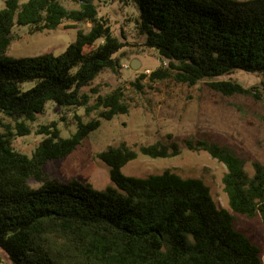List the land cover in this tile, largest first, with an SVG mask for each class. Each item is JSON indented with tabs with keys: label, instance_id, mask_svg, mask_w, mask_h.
<instances>
[{
	"label": "trees",
	"instance_id": "obj_1",
	"mask_svg": "<svg viewBox=\"0 0 264 264\" xmlns=\"http://www.w3.org/2000/svg\"><path fill=\"white\" fill-rule=\"evenodd\" d=\"M63 1L78 8L68 10ZM120 1L137 8L135 29L143 46L156 50L164 65L149 81L193 86L234 71L264 76V0ZM63 21L90 27L78 30L57 56L7 55L15 26L35 33L55 30ZM122 48L91 0H6L0 9V114L12 122L0 119V249L9 264H261L259 247L235 229L233 214L259 216L264 226V163L253 161L249 173L229 146L211 138L190 135L177 141L168 134L137 151L124 142L108 147L97 154L110 179L103 190L44 171L46 162L73 152L101 120L128 113L118 89L98 95L92 107L82 92L102 71L117 73L115 55ZM26 82L34 85L23 90ZM210 87L224 96L256 97L236 83ZM48 101L99 112L86 122L74 115L76 131L67 138L56 122L41 125L36 133L44 137L32 154L16 151L12 140L30 134L28 123ZM261 122L264 126V110ZM182 148L205 152L225 166L222 183L230 211L216 206L199 179L169 170L145 178L121 172L138 154L166 159Z\"/></svg>",
	"mask_w": 264,
	"mask_h": 264
},
{
	"label": "rangeland",
	"instance_id": "obj_2",
	"mask_svg": "<svg viewBox=\"0 0 264 264\" xmlns=\"http://www.w3.org/2000/svg\"><path fill=\"white\" fill-rule=\"evenodd\" d=\"M6 0H0V9ZM27 0H19L25 3ZM99 17L108 20L112 34L123 44L115 55L120 68L117 73L102 71L82 92L90 96L89 106H94L97 96H104L116 89L123 94L129 106L126 115H118L109 121L101 120L100 127L89 134L69 155L62 159L46 162L44 171L51 178L67 181L74 178L90 184L96 190L110 185L108 167L97 154L108 147H116L124 142L137 151L141 145H149L157 140H165L171 134L177 141L190 136L211 138L219 144L229 146L243 161L244 168L252 173L253 161L264 163V126L261 115L264 110V76L244 71L205 79L193 86L175 83L172 80L151 82L149 74L164 66L154 49L143 46L144 37L135 29L137 8L125 6L120 0H91ZM247 1V0H238ZM63 6L77 9L78 5L63 1ZM89 23L63 21L55 30L32 32L29 27L15 26L7 55L12 57H33L42 54H61L74 41L78 30L87 31ZM101 41L96 42L95 46ZM146 77L140 80V77ZM231 82L251 89L254 96H224L213 90V82ZM137 85H134V84ZM34 82H26L21 88L27 90ZM99 110L85 108H59L48 101L43 113L28 123L30 134L14 137L13 148L30 156L44 136L36 133L41 125L56 122L60 136L67 138L76 131L74 115L84 122L96 118ZM5 123L10 119L0 114ZM169 170L181 178L199 179L220 209L229 210L227 196L223 190L222 178L226 168L205 152H191L182 148L180 155L166 159H151L138 154L127 163L121 172L125 176L145 178ZM31 186H37L33 181ZM232 213V212H231ZM233 214V213H232ZM235 229L244 233L259 247L261 264H264V226L259 216L248 219L233 214ZM0 264H9L6 254L0 249Z\"/></svg>",
	"mask_w": 264,
	"mask_h": 264
}]
</instances>
